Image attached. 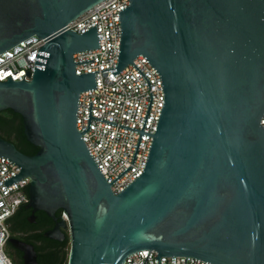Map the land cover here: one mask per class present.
Here are the masks:
<instances>
[{
  "label": "water",
  "instance_id": "obj_1",
  "mask_svg": "<svg viewBox=\"0 0 264 264\" xmlns=\"http://www.w3.org/2000/svg\"><path fill=\"white\" fill-rule=\"evenodd\" d=\"M101 0H0V53L36 35L30 80L0 81V111L22 118L27 155L0 138V156L29 177L27 207L56 221L67 264H123L136 251L214 264H264V0H129L118 11L116 75L143 55L160 75L164 102L143 172L112 192L81 134L79 94L94 72L75 73L73 54L100 47L96 25L67 23ZM29 76V72L25 71ZM61 209L62 215H54ZM148 257V256H147ZM146 257V258H147ZM146 260V259H145ZM145 262V261H144ZM144 264V263H143Z\"/></svg>",
  "mask_w": 264,
  "mask_h": 264
},
{
  "label": "built area",
  "instance_id": "obj_2",
  "mask_svg": "<svg viewBox=\"0 0 264 264\" xmlns=\"http://www.w3.org/2000/svg\"><path fill=\"white\" fill-rule=\"evenodd\" d=\"M129 3V0H101L67 23L68 29L79 34L96 25L100 47L73 54L74 62L93 59L75 64L76 74L98 71L94 72L97 88L79 94L76 128L79 132L87 129L90 101L91 116L116 123L114 125L91 118L89 129L81 134L107 183L131 166L110 185L114 193L121 192L143 172L153 140L151 135H141L132 164L140 133L119 124L142 130L151 92L152 101L143 131L153 134L164 102L160 75L143 55H138L132 62L148 79L150 90L146 79L132 63L116 75L110 70L101 71L117 66L121 37L118 11ZM44 43L43 38L32 35L0 53V81H7L9 76L13 81L30 80L37 50ZM25 71L29 72V76L25 75ZM260 123L264 127V113ZM19 172L20 168L15 163L0 156V264H12L4 249L9 235L7 219L19 205L28 201L26 189L29 177H23L8 186L4 184L5 180ZM155 257L157 253L153 250H139L129 254L123 264H158ZM159 259L160 264H214L192 256H159Z\"/></svg>",
  "mask_w": 264,
  "mask_h": 264
},
{
  "label": "flooded vegetation",
  "instance_id": "obj_3",
  "mask_svg": "<svg viewBox=\"0 0 264 264\" xmlns=\"http://www.w3.org/2000/svg\"><path fill=\"white\" fill-rule=\"evenodd\" d=\"M27 203L19 205L7 219L9 235L5 252L12 264H62L64 239L59 241L44 235L54 228L56 221L43 210L33 211ZM60 212L57 209L54 215L59 217Z\"/></svg>",
  "mask_w": 264,
  "mask_h": 264
},
{
  "label": "trees",
  "instance_id": "obj_4",
  "mask_svg": "<svg viewBox=\"0 0 264 264\" xmlns=\"http://www.w3.org/2000/svg\"><path fill=\"white\" fill-rule=\"evenodd\" d=\"M0 138L12 142L18 150L27 155L34 154L38 149L26 140L23 132L21 116L10 109L0 111ZM63 232L65 234V238L63 242H61V244H63L62 264H67L69 252V234L67 230H64Z\"/></svg>",
  "mask_w": 264,
  "mask_h": 264
}]
</instances>
